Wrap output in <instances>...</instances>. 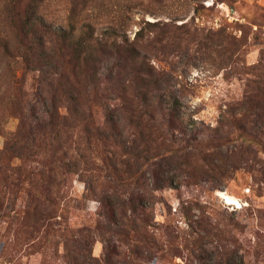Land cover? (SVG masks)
<instances>
[{"label": "trees", "instance_id": "1", "mask_svg": "<svg viewBox=\"0 0 264 264\" xmlns=\"http://www.w3.org/2000/svg\"><path fill=\"white\" fill-rule=\"evenodd\" d=\"M92 4L83 24L75 4L70 22L56 26L47 18L45 0H0V188L25 190L34 210L27 219L45 221L61 191H70V177L85 176L87 197L100 208L93 231L65 242L70 264H158L163 250L154 232L157 193L195 185L201 176L226 177V167H238L242 153L253 155L251 170L264 185V76L232 110L241 144L230 151L231 126L226 133L206 127L169 90L164 76L173 73L153 63L164 45L178 47L194 37L191 26L134 22L123 0L113 8ZM141 7L158 15L151 6ZM168 13L161 12H175ZM133 26L138 31L131 39ZM227 44L238 46L227 29L198 43L205 50ZM17 71L33 75L32 83ZM32 101L46 110L29 123L25 111ZM10 120L18 121L15 133L7 130ZM97 157L105 175L98 173ZM147 173L149 185L143 182ZM97 240L104 244L100 260L90 254Z\"/></svg>", "mask_w": 264, "mask_h": 264}, {"label": "rangeland", "instance_id": "2", "mask_svg": "<svg viewBox=\"0 0 264 264\" xmlns=\"http://www.w3.org/2000/svg\"><path fill=\"white\" fill-rule=\"evenodd\" d=\"M95 1L112 8L117 5V0ZM123 1L134 22L143 18L150 22L178 20V25L191 26L194 37L189 36L178 47L164 45L157 57L151 54L153 63L159 70L173 73L164 76L169 90L195 111L206 127L226 133L229 124L235 143L230 145V151L239 147L238 131L232 127V110L240 107L258 76H264V0ZM75 4L82 10L78 19L83 24L81 19L93 7L92 0H45L48 20L56 26H66ZM141 4L151 6L147 8L158 15L146 13ZM162 11L175 13L170 17L161 14ZM222 29H227L238 46L227 44L221 50L213 45H209V50L199 47L205 35ZM136 31L137 26L130 29L131 39ZM17 76H30L27 80L32 83L33 75L17 71ZM45 110L43 105L30 102L25 111L28 122H32L33 116H45ZM17 126V120H10L7 130L15 133ZM252 156L247 153L238 156V167L221 170L229 172L226 177L201 176L195 185L156 194L152 204L154 232L163 250L158 264H264V185L251 170ZM96 160L100 165L98 173L105 175L103 160L99 157ZM39 161V167L44 168L45 159ZM30 164L33 168L38 165ZM150 178L147 173L143 182L149 185ZM22 179L24 184L28 177ZM19 181L20 176H15V182ZM87 185L85 176L70 177V191L67 188L61 191L62 200L57 201L47 221L27 219L34 210L28 208L25 190L0 188V264H70L65 242L80 240L82 234L93 231L98 218L100 204L87 197ZM90 251L95 260H100L104 244L97 240Z\"/></svg>", "mask_w": 264, "mask_h": 264}]
</instances>
